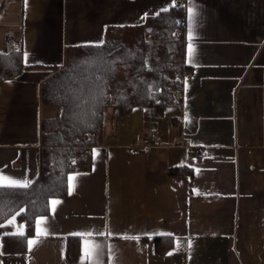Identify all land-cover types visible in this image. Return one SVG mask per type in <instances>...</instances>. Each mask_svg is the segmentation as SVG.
<instances>
[{
    "label": "crops",
    "instance_id": "obj_1",
    "mask_svg": "<svg viewBox=\"0 0 264 264\" xmlns=\"http://www.w3.org/2000/svg\"><path fill=\"white\" fill-rule=\"evenodd\" d=\"M178 4L189 67L180 103L163 113L108 107L91 164L50 200L25 252L3 249L25 221L0 223V264H264V0H0V52L11 30L24 55L20 74L0 80V186L40 174L41 121L58 111L41 103L40 84L68 49L128 34ZM150 127L162 144L131 153ZM180 165L192 175L170 173ZM69 235L82 239L76 260ZM157 236L173 245L160 252Z\"/></svg>",
    "mask_w": 264,
    "mask_h": 264
},
{
    "label": "trees",
    "instance_id": "obj_2",
    "mask_svg": "<svg viewBox=\"0 0 264 264\" xmlns=\"http://www.w3.org/2000/svg\"><path fill=\"white\" fill-rule=\"evenodd\" d=\"M186 10L185 4L173 5L145 24L130 28L128 34L103 44L70 48L61 68L41 82V103L58 111L41 121L37 179L23 188L0 186V223L16 214L26 223L23 235L3 236L5 252L27 250L37 218L50 211V200L66 196L70 174L91 164L97 138L87 134L103 131L108 107L127 114L136 107L153 106L163 113L180 103L178 92L189 68L184 60L186 39L181 21ZM23 66L22 50L0 52V80L14 78ZM170 173L192 175L193 169L174 166ZM156 242L160 252L173 245L169 236H157ZM81 243L79 235L67 237L68 260L79 257Z\"/></svg>",
    "mask_w": 264,
    "mask_h": 264
},
{
    "label": "built area",
    "instance_id": "obj_3",
    "mask_svg": "<svg viewBox=\"0 0 264 264\" xmlns=\"http://www.w3.org/2000/svg\"><path fill=\"white\" fill-rule=\"evenodd\" d=\"M181 20L184 21V17H182ZM4 44H5L4 48L6 53L21 50L22 49L21 34L15 33L11 30H5ZM176 79H178V77H176ZM178 93L179 95H181V91ZM97 136L98 134H87V137L89 138L90 137L97 138ZM186 143H189V140H187ZM161 144L162 141L159 137L158 128L150 127L147 133L139 139L138 143L129 148V151L131 153H138L150 146H160Z\"/></svg>",
    "mask_w": 264,
    "mask_h": 264
},
{
    "label": "snow or ice",
    "instance_id": "obj_4",
    "mask_svg": "<svg viewBox=\"0 0 264 264\" xmlns=\"http://www.w3.org/2000/svg\"><path fill=\"white\" fill-rule=\"evenodd\" d=\"M188 11L190 14V19H191V16L193 14L192 9L189 8ZM189 49L191 50V45H189ZM2 179H6V177H0V180H2ZM72 179L74 180L75 178L73 177ZM28 184H29V182L26 180L25 181L11 180L9 186L12 188H23V187H27ZM73 187H74V185H73ZM52 203L55 204L57 202L53 201ZM21 235H23V233H21ZM28 243H29V245H31L33 243V241L29 240ZM96 247H98V246H96Z\"/></svg>",
    "mask_w": 264,
    "mask_h": 264
},
{
    "label": "water",
    "instance_id": "obj_5",
    "mask_svg": "<svg viewBox=\"0 0 264 264\" xmlns=\"http://www.w3.org/2000/svg\"><path fill=\"white\" fill-rule=\"evenodd\" d=\"M148 30H150V27H149V29Z\"/></svg>",
    "mask_w": 264,
    "mask_h": 264
}]
</instances>
